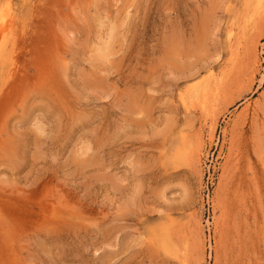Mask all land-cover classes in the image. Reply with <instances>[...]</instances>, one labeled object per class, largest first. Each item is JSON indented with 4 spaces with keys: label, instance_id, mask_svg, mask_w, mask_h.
<instances>
[{
    "label": "rangeland",
    "instance_id": "374dc122",
    "mask_svg": "<svg viewBox=\"0 0 264 264\" xmlns=\"http://www.w3.org/2000/svg\"><path fill=\"white\" fill-rule=\"evenodd\" d=\"M0 58V264H264V0H0Z\"/></svg>",
    "mask_w": 264,
    "mask_h": 264
},
{
    "label": "bare ground",
    "instance_id": "6f19581e",
    "mask_svg": "<svg viewBox=\"0 0 264 264\" xmlns=\"http://www.w3.org/2000/svg\"><path fill=\"white\" fill-rule=\"evenodd\" d=\"M6 5H7V4H6ZM4 12H5V11H4ZM2 28H3V26H2ZM4 29H5V25H4ZM2 30H3V29H2ZM2 30H1V31H2ZM3 31H4V30H3ZM3 33H4V32H3ZM1 34H2V33H1ZM102 55H103V54H102ZM2 57H3V56H2ZM2 57H1V58H2ZM102 57H105V56H102ZM1 58H0V60H1ZM0 72H1V71H0ZM5 75H6V73H5ZM174 240H175V239H174ZM178 243H179V242H178Z\"/></svg>",
    "mask_w": 264,
    "mask_h": 264
}]
</instances>
